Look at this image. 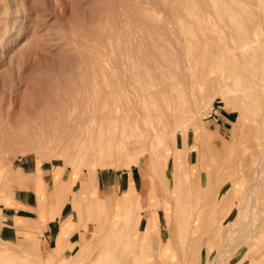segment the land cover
Returning <instances> with one entry per match:
<instances>
[{
	"label": "rangeland",
	"instance_id": "1",
	"mask_svg": "<svg viewBox=\"0 0 264 264\" xmlns=\"http://www.w3.org/2000/svg\"><path fill=\"white\" fill-rule=\"evenodd\" d=\"M162 1L0 0V227L3 212L12 215L14 209L21 207L16 198L19 190L26 187L15 186L20 181L21 162L29 160L33 169L37 164L38 168L43 165L54 171L51 187H39L43 195L40 199L38 197L34 212L19 213L30 217L27 230L17 227L16 233L0 237V248L10 251L8 255H11L9 262L0 256V264H142V260L146 264H208L223 242L232 245L223 264H239L251 248L241 245L247 241L246 231L250 225L246 223L230 236L228 229L243 207L248 210L244 220L250 219L251 210L252 214L255 213L252 216L254 227L258 226L256 231L253 227L256 235L249 241L251 245L260 243V247L241 264H264V175L261 181L259 178L255 180L254 174L258 163H264V38L253 47H245L238 39L235 27L220 24L215 13L206 6L203 8L200 0ZM244 2L234 0L235 11L226 15L228 22L236 17L246 24L252 10L260 12L261 8L257 7L264 8V2L255 1L252 10L241 9ZM170 6L179 8L173 10ZM190 13L200 18V27L194 25L202 39L200 45L210 51L220 43L227 57L226 62L220 60L208 69L216 80L215 84H208L198 76L192 86L179 90L181 103L195 97L200 100L194 116L186 118L182 115L172 129L166 128L165 136L154 139V151L166 149L163 150L166 159L158 156L149 163L150 153L140 148V152L131 149L113 156L110 164L93 165L90 164L92 159L61 149V139L86 126L74 124L71 131L67 128L69 125L62 124L61 116L69 108L78 115H81L82 107L88 109L87 99L92 93L88 81L99 83L102 101L107 83L116 85L118 55L127 53L133 64L140 67L139 80L138 75L134 78V91L139 97L142 88H152L151 82L158 80L149 75L150 53L161 50L171 53L179 25L191 26L188 23L193 19ZM259 33L264 37V27ZM201 62L198 58L193 61V70L198 69ZM234 71L241 74H232ZM154 73L159 76L153 70ZM119 74L122 81L120 70ZM85 84L89 85L90 91ZM78 102L80 106L76 105ZM139 104L143 111L150 108L148 99ZM108 125L111 128L116 126L106 122L105 127ZM168 130L175 133L167 134ZM210 143L219 150L218 157H214ZM195 145L197 147L193 149ZM177 150L183 154L178 164L187 177L181 187L188 195L186 201L203 195L204 190L208 192L204 196L209 199L214 187H218L216 190L222 194L221 199H226V211L231 209L224 220L226 229L221 222H209L210 227L218 225L219 234L226 231L225 240L219 241L215 236L211 244H202L203 237L209 238L203 233L202 223H195L187 231L176 218L171 192L175 171L173 153ZM263 163L260 164V174H264ZM230 167L236 171L228 174L230 179L222 184L223 179H217L216 173L224 168L228 173ZM94 169L98 177L108 172L114 176L122 174L124 184L128 175L123 173H132L137 184L134 189L142 193L146 187L148 200L141 202L137 199L139 208L148 204V216L143 214L139 231L135 229L133 219L122 237L114 229L129 209L119 197H124L130 187H121L117 192L113 187H104L101 193L95 187L94 199L83 194L89 183V173ZM69 177L73 183L82 181L84 187L65 190L60 181ZM251 193L256 199L255 206L249 210ZM9 200L11 205L8 206L5 203ZM65 205L67 213L72 212L68 219L70 234L76 231L81 239L77 249L63 242L56 253V249L49 250L47 246L46 229L48 222L54 220L51 219L52 213L62 211ZM152 210L159 214L161 242L167 241L168 244L165 250H153L151 246L145 248L134 240L137 232L147 230ZM216 215L217 212L213 219ZM63 218H60L59 225L63 224ZM55 231L56 227L52 226V232ZM230 240L235 245L239 243L237 248L230 244L234 243ZM67 250L70 253L66 255L64 251Z\"/></svg>",
	"mask_w": 264,
	"mask_h": 264
},
{
	"label": "bare ground",
	"instance_id": "2",
	"mask_svg": "<svg viewBox=\"0 0 264 264\" xmlns=\"http://www.w3.org/2000/svg\"><path fill=\"white\" fill-rule=\"evenodd\" d=\"M200 1H201L200 3H202L201 5L203 6V8L204 6H206L207 9L215 13L216 19L218 20L220 24L224 26H226L227 24L232 27H235L236 35L239 40L243 41L242 44L245 47L247 46L253 47L255 46V43H257V41L262 40L264 38L259 33V30L262 31L264 27V8L256 6L259 9L261 8L260 12H258V10L253 11L251 8L252 5L254 4L256 5L255 1H257V3L259 4H262L264 0H245L244 2L245 4L243 7L241 6V9L246 7V10L247 9L252 10L250 13H253L251 15L252 18L250 16L249 22L246 24L236 20L237 19L236 17L234 20L231 19V23L228 22V20H226V15L229 13H231L232 15L233 12L235 11L234 9L235 5L233 3L234 0H200ZM181 5L183 4H179V6ZM178 8L174 7L172 9L175 10ZM173 12L175 13L176 11H173ZM174 15L172 16L174 17ZM189 15H191V13ZM191 16L193 17V19L188 21V23H190L191 26L187 27L185 24L179 25L176 31L178 33V36L171 48L172 49L171 53H168L167 52L168 50H161V51H155V52L150 53L152 64L149 66L150 67L149 75L155 78L156 80L157 79L158 80L157 81L154 80V82H151L152 88L149 86L142 88V90L139 92V97H141V99H138L139 97L136 91H134V87H135L134 78L136 75L139 74L138 72H140L139 70L140 67L139 66L137 67L136 66L137 64L136 65L133 64L131 60L132 57H129L127 53L121 52V54L118 55L117 57L118 75L116 77V81H117L116 85H110L109 83H107V91L102 101H101L102 89L100 88L99 83L97 81H88V82H91V92L92 93L89 92L90 91L89 85L85 84L86 85L85 88L87 86L89 87L87 88L89 89V91L87 92L91 93L90 94L91 97L89 98V94L87 97L89 98L87 99L88 109L86 110L84 107H82L81 115L74 113L73 108L66 109L62 112L61 119H62V124L64 126L69 125L67 128L71 129V131L75 125H81L80 127H82L83 125H86V126L77 132L76 130L74 132H71L72 134L74 133L73 135H70L67 138L65 137L64 139H61L62 143L59 144L61 149L63 148L64 150L66 149L70 150L71 152H73V154H75V156H79L82 158H90L92 159L90 164H93V165L101 164L103 162L106 164H110L113 162V156L115 155L119 156L125 151L131 150V149L139 150L140 148H143L145 152L150 153L149 163L152 162L158 156L162 158L164 157V160L166 159V154L163 151L166 149L157 148L158 151L157 152L154 151L153 149L154 139L165 136L166 130L172 129L173 128L171 127L172 125L178 124L182 115L186 116V118L188 116L189 118L190 116L191 117L194 116V113L196 114V108L200 100L195 97L193 99H190L189 101H185L181 103L179 100L180 96L178 95L179 90L182 89L184 91L189 86H192L194 82H196V79L198 76L202 77V79L208 84H215L216 80L212 78L211 72L208 69L209 67H212L215 63H217L220 60L222 61L225 60L226 62V57H227V55H225L224 53L225 50L223 49L222 46L219 45L220 43L219 44L217 43L216 47L214 49L211 48L212 50L210 51L200 45L201 40H202L201 36L199 35V33L196 32L197 30L194 28L195 26L200 27V18L196 17L194 13H192ZM212 38L213 36L211 37V39ZM215 41H217V39ZM221 44L223 45L222 42ZM197 58L202 60L201 66L198 69L195 68L193 70V67H194L193 61H195ZM134 62L136 63V61ZM152 69L156 73H158L159 76L156 75L155 73L153 74ZM119 70H120V73L122 74V81H121V76L119 74ZM145 71L148 72V69L146 68ZM237 73L241 74V72L239 71ZM237 73H235L234 71L232 74H237ZM140 75L137 76L138 77L137 80H139ZM235 80H239V79H235ZM159 85H161L162 88ZM155 87L157 90L155 89ZM84 96H86V94ZM146 99L150 101V108L143 111L139 103L141 101H146ZM76 105L80 106L79 102ZM86 111H87V114H82ZM106 122L114 123L116 126L114 128H111L109 125L105 127ZM168 133L174 134L175 131L168 130L167 134ZM210 146L214 150V157H218V154H220L219 150L213 147L211 143H210ZM195 147H197V145L193 146V149ZM178 151L179 150L173 153L174 161H175V168H174L175 171L173 173V185H172V192H171L172 199H173L172 201L174 202L173 212L175 213L176 218L178 219L180 225L182 224L181 227L182 228L185 227L187 231L195 223L196 225L198 223H202L203 233H206V235L209 237L208 239L207 237H203L205 239L201 238L203 239L202 244H205V243L211 244V240L215 236L218 237L219 241H222L226 235V231L224 234L222 233L219 234L218 225L217 226L213 225L212 227H210L209 222L210 220L215 223L221 222L222 227L226 229L224 220L226 219V216L229 214L231 209L227 208V211H226V202H225L226 199L224 200L221 199L222 194L218 193L216 190L218 189V187H214L211 190L212 191L211 193H213V196L212 197L208 196L209 199H207L206 196H204L205 193L207 192V190H204L203 195L199 196L198 198L192 201H186V198H188V195L186 194L185 189L181 190V187H184L183 184L186 181L187 177H186V174L182 171V167L179 166L178 164L179 158H181L183 155L181 152H178ZM260 160H262V157H260ZM163 162H165L166 164V161H163ZM262 163L263 162L260 161L255 168L257 171L254 173L256 175L255 180H257L258 178L261 180L264 175L262 173H261L262 175L260 174V168L262 167V165L260 167V164ZM162 170L164 171L165 169H162ZM227 171L228 173H226V168H224L220 171H217L216 173L217 179H220V178L221 180L223 179L222 184L223 182H226V180L230 179V177L228 176L231 173L235 172L236 169L233 167H230ZM224 174L226 175L225 178H223ZM96 182H97V172L94 169V170H91L89 173V183L87 187L83 189V194L90 195L92 198L95 197L94 193H96V189L93 186L96 184ZM34 188L36 189L38 193V197L40 199L43 193L40 191L39 187H34ZM221 188H222V185H221ZM239 188L240 187H238L237 189ZM67 189L68 187H65V190ZM234 189H236V187H234ZM186 190L188 192V188H186ZM125 194L126 195L124 197L123 196L121 198L119 197V200L125 201L129 209L126 210L127 212L121 217L119 222H117L116 225L114 226V229L120 232L121 237L123 236L125 232L128 231L129 226L132 222V219H133L135 229L139 231V225L141 224L143 214L145 213V216H148L146 215L147 214L146 212L148 211L147 209L148 204L143 205V207L141 208L137 206V203H138L137 199L138 201L140 200L142 202L143 200L145 199L148 200L149 198V195L146 194V187L143 189L142 193H138L134 189V187H130V189L127 192H125ZM249 199L251 202L247 206L248 208H250L249 210H251V208L255 206V203H253L254 200L256 199L254 193L250 194ZM248 202H246L245 205ZM247 211L245 210V207H243L240 210L239 215L230 223L229 229H228V233L230 236L235 232V230L240 231L242 227L246 225V223L250 225L249 229L245 228L247 229V231L245 230L247 232V235H246L247 241L245 242L243 241L244 243L241 244V245L246 244L251 247L248 252V255L244 257V260L247 259V257H249L250 253L254 252L257 248L260 247V243L254 244V245L250 244L249 240L255 237L256 235L255 231L258 225L254 227L255 219L252 216L255 213L252 214L253 213L252 210H251L250 217H249L250 219L244 220V217L246 216ZM215 212H217V215L213 219V215L215 214ZM60 213L61 211L53 212L51 215V219H55L57 216L60 215ZM206 222L207 224H205ZM159 227H160L159 214L156 211L155 212L153 211V214H151V216L149 217L147 230L140 231L139 234L137 232V236L134 237V240L138 244H140L142 247H145V248H148L151 246L153 250L155 249L165 250L168 244H167V241L165 243L161 242ZM253 227L255 228V231L253 230ZM70 229L71 227H70V224L68 223V220L64 221L61 227L60 236L58 238L57 248H55L56 250L54 249L56 253L59 251V247L62 245V243L66 242V238L70 234ZM236 234H234V236ZM231 237L233 238V236ZM230 241L228 243H230ZM231 242H234V241H231ZM230 244L235 245L236 243L234 242ZM238 244L239 243H237V245ZM237 245H235V247ZM231 248H232V245L230 246L226 244V242H223V244L220 246L218 245L217 253L215 257L208 264H223L227 253L231 252L230 251ZM9 252L6 249L0 248V256L6 259L5 261L7 262H9L11 259V255L10 256L8 255ZM243 261H241L239 264H241ZM141 262L142 264L147 263L145 260L144 261L142 260Z\"/></svg>",
	"mask_w": 264,
	"mask_h": 264
},
{
	"label": "crops",
	"instance_id": "3",
	"mask_svg": "<svg viewBox=\"0 0 264 264\" xmlns=\"http://www.w3.org/2000/svg\"><path fill=\"white\" fill-rule=\"evenodd\" d=\"M29 162H32V161L23 160L21 162V165L19 166V171L21 174L20 175L21 177H19L20 181H17V184L15 185L16 187H26L24 189L19 190V195L16 198L17 204L21 207L19 208V210L14 209L15 214H12V215H9L4 212L2 213L3 219H2V225L0 227V237H5L4 235H9L10 233H16L17 227L21 228L22 230H27V223H28L27 220H29L30 217L20 216L19 213L20 211L32 213L34 212L35 208L38 207V195L36 191L31 187H51L52 185L51 177L53 176L54 171L44 168L43 165L39 166L41 168H38L36 163H35L36 165H34L35 168L33 169L30 167L31 163ZM123 174L128 175L127 182L125 184L122 180V177H123L122 174L114 176L111 173L109 175V172H108L105 174L102 173L99 177L97 176V182L93 187H98V190L100 193L103 192L104 187H113L116 190V192L121 187H137V184L134 180V176L132 173L127 172ZM87 178L85 180H87ZM85 180H83V182ZM88 181H89V178H88ZM60 182L64 184L63 187H84L83 183H81L82 181H76L75 183H73L71 177L67 179L63 178L62 181ZM57 184L58 183H56L55 187L57 186ZM5 204L8 206L11 205L10 200ZM71 213H67L66 205H65L61 211V214L58 217H56L54 220H50L48 222L47 224L48 228L46 229L47 236H45V240L47 241V246L49 247V250H54L55 248H57L58 238L60 236L61 227H62V224L59 225V222L61 221L60 218L65 217L63 218V221H66L70 219V216L72 215ZM37 224H40V223L37 222ZM52 226L56 227L55 232H52ZM80 239H81L80 235H78V233L74 231L73 234H70L66 238L65 245L74 246V250H75L78 248ZM51 243L54 244V247L51 246ZM69 253L70 251L68 250L64 251V254L66 255Z\"/></svg>",
	"mask_w": 264,
	"mask_h": 264
}]
</instances>
